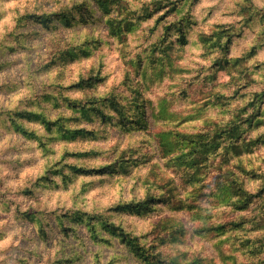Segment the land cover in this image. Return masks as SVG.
<instances>
[{
	"label": "clouds",
	"instance_id": "1",
	"mask_svg": "<svg viewBox=\"0 0 264 264\" xmlns=\"http://www.w3.org/2000/svg\"><path fill=\"white\" fill-rule=\"evenodd\" d=\"M0 264H264V0H0Z\"/></svg>",
	"mask_w": 264,
	"mask_h": 264
}]
</instances>
